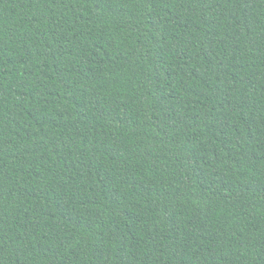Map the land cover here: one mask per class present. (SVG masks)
<instances>
[{
	"label": "trees",
	"instance_id": "1",
	"mask_svg": "<svg viewBox=\"0 0 264 264\" xmlns=\"http://www.w3.org/2000/svg\"><path fill=\"white\" fill-rule=\"evenodd\" d=\"M0 264H264V0H0Z\"/></svg>",
	"mask_w": 264,
	"mask_h": 264
}]
</instances>
